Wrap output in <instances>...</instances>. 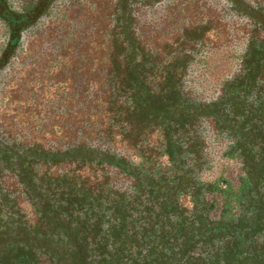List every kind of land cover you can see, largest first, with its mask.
I'll return each mask as SVG.
<instances>
[{
    "label": "flooded vegetation",
    "instance_id": "obj_1",
    "mask_svg": "<svg viewBox=\"0 0 264 264\" xmlns=\"http://www.w3.org/2000/svg\"><path fill=\"white\" fill-rule=\"evenodd\" d=\"M80 1L0 0V77L19 59L29 40L55 21L61 8ZM113 1L120 16L129 12L135 17L139 10L159 11L153 14L154 22H166L171 28L172 17L183 11L185 4L181 0ZM208 8L217 12L213 15L219 22L224 21L222 17L227 19L228 37L233 41L230 58L238 61L228 78L243 72L245 59L252 57L250 44L263 48L256 54L260 61L254 70L264 74V1L212 0ZM162 12L165 21L156 19ZM183 19L178 23L187 28L189 19ZM230 19L243 20L250 28L242 47L233 40ZM208 20L203 15L196 23L198 34ZM188 48L193 60L188 62L186 77L195 66L199 74H208L201 58L209 47L201 39L197 47ZM176 54L171 52L170 57ZM224 55L215 52L213 57ZM222 87H215L213 100L196 98L216 102ZM247 88L253 99L258 89L264 91V77ZM202 130L208 163L200 173L195 168V174L202 184L200 200L205 203L194 212L196 199L183 191L169 198L178 202L175 212L170 205L169 211L160 212L157 205L147 202L148 194L141 195L134 175L117 166L81 167L97 171L92 174L94 181L76 174L74 164L72 171L54 174L53 169L61 164L44 163L38 146L20 143L0 128V264H264V165L253 163L251 153L243 164L231 137L221 135L210 118H205ZM210 135L215 137L214 146L223 143L225 148L211 152ZM86 142L108 150L104 139L100 147ZM115 145L113 142L110 150L130 161L137 171L168 172L170 168L166 155L157 158L154 152L132 147L134 157H130ZM147 154L154 159H148ZM215 159L221 161L220 166ZM234 166L238 169L235 180L226 177ZM110 170L127 179L125 187L114 185Z\"/></svg>",
    "mask_w": 264,
    "mask_h": 264
},
{
    "label": "trees",
    "instance_id": "obj_2",
    "mask_svg": "<svg viewBox=\"0 0 264 264\" xmlns=\"http://www.w3.org/2000/svg\"><path fill=\"white\" fill-rule=\"evenodd\" d=\"M114 14V26L108 31L111 39L92 42L94 50H103L107 54L108 69L106 82H103L108 88L102 95L105 104L98 108L102 110L98 114L102 124L100 140L104 139L108 150L104 152L86 141L69 144L59 153L39 146L43 162L74 164L79 169L115 165L134 175L141 195L148 194L147 202L157 205L160 212L169 211L168 205L175 212L178 202L169 198L183 191L196 199L194 212H197L205 203L200 200L202 184L195 174V168L200 173L208 163L202 130L205 118L213 120L221 135L231 137L243 164L248 163L251 153L255 157L253 163L264 165V91L258 89L257 96L252 99L247 88L256 84L257 78L264 77L254 70L255 63L260 61L256 54L263 48L257 49L255 44H250L252 57L245 59L243 72L224 80L218 100L206 103L194 97L184 84L188 62L193 60L186 48L197 47L203 32L192 35L185 32L184 38L190 41L189 45L182 47L178 54L164 58L138 39L131 13L124 12L120 16L114 11ZM83 45L85 47L80 49L89 51L88 43ZM20 93L21 89H15L10 97L19 99ZM115 136L138 150L154 152L157 158L166 155L171 164L168 169L171 175L159 170L137 171L130 161L110 150ZM147 156L154 159L151 154Z\"/></svg>",
    "mask_w": 264,
    "mask_h": 264
},
{
    "label": "rangeland",
    "instance_id": "obj_3",
    "mask_svg": "<svg viewBox=\"0 0 264 264\" xmlns=\"http://www.w3.org/2000/svg\"><path fill=\"white\" fill-rule=\"evenodd\" d=\"M181 1L185 3L183 11L172 17V28L166 22H154L153 14L159 11H137L134 17L137 37L148 49L167 58L171 52L176 54L189 45L190 41L184 38V33L198 34L196 23L203 19V15L209 19L208 24L200 26L204 30L201 32L202 42L209 47L201 58L208 74H199L195 66L185 83L188 91L198 99L213 100L216 97L215 87L228 78V72L238 63L230 58L229 45L233 41L228 37V23L224 22L227 19L221 16L224 21L217 20V12L208 8L212 0ZM114 9L113 0H82L76 5L61 8L55 21L29 40L19 59L0 77V128L5 133L20 143H33L47 150H62L69 144L83 141L102 146L99 133L102 124L98 114L102 110L98 108L105 104L102 95L108 88L105 83L107 54L103 50H94L92 42L111 39L108 31L113 26ZM157 15V20L165 18L164 12ZM186 17L189 19L187 28L178 23ZM230 21L233 40L238 47H242L250 28L243 20ZM85 42L89 51L84 52L80 48L85 47ZM215 52L225 55L217 59L213 57ZM15 89H21L19 99L10 97ZM214 138L209 136V147L213 153L225 148L223 143L214 146ZM114 142L120 153L134 157L132 147L120 136H115ZM215 160L216 166H220L221 161ZM75 166L61 164L53 169V173H67ZM111 171L108 174L114 185L125 187L127 179ZM93 172L97 171L77 168L76 174L82 178L89 176L94 181ZM237 172L234 166L227 171L226 177L235 180ZM218 173L220 175V170Z\"/></svg>",
    "mask_w": 264,
    "mask_h": 264
}]
</instances>
